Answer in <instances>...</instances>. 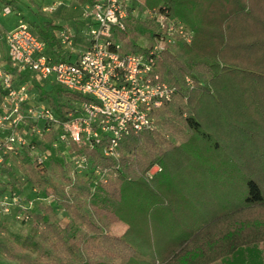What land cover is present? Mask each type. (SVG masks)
<instances>
[{"label":"trees","instance_id":"16d2710c","mask_svg":"<svg viewBox=\"0 0 264 264\" xmlns=\"http://www.w3.org/2000/svg\"><path fill=\"white\" fill-rule=\"evenodd\" d=\"M14 1L1 0L7 6ZM71 1L82 6L93 0ZM142 3L145 9L167 8L173 19L192 32L189 43L171 46L156 62L155 72L175 89L172 98L153 112V129L121 141L116 159L104 157L98 145L79 150L91 165L106 171L105 181L91 171L77 173L54 149L43 171L24 157L28 197L35 186L43 195L50 191L53 200L35 202L30 221L20 224L26 228L24 233L10 236L0 221L3 264H128L134 254L148 256L147 264H216L232 260L246 249L264 253V190L249 177L239 205L208 218L201 213L186 219L187 224L197 221V228L181 234L166 249L149 239L148 255L134 247L136 239L144 240L148 234L146 220L151 221L153 212L164 204L156 202L162 197L148 184H161L156 176L148 177L154 165L161 173L173 171L191 155L195 172L203 173V163L234 148V135L264 137V0H133L132 7L142 10ZM40 7L37 17L44 18L31 26L61 58L53 33L58 25ZM125 26V31L112 30L114 39L124 51L141 53L135 42L149 35L152 29L141 31L153 28L151 22L141 15L129 16ZM185 77L192 80L193 87L186 86ZM33 85L39 100L61 119L73 109L72 100L83 99L60 86L36 81ZM191 139L199 148L195 142L188 145ZM201 149H207L210 158L202 159ZM52 168L57 170L54 177ZM215 169L209 171L219 174ZM197 178L196 182L203 179ZM8 179L13 189L22 188L12 176ZM177 197L171 200L172 210L166 212L172 216L170 223L182 225L179 217L186 214L177 216L181 209L174 210L173 204L187 199ZM112 221L125 224V230L119 235L111 233Z\"/></svg>","mask_w":264,"mask_h":264},{"label":"built area","instance_id":"2783aa9c","mask_svg":"<svg viewBox=\"0 0 264 264\" xmlns=\"http://www.w3.org/2000/svg\"><path fill=\"white\" fill-rule=\"evenodd\" d=\"M132 1L93 0L82 5L81 24L56 30L61 58L47 51L22 16L4 33L5 50L0 47V221L9 217L26 225L35 202L53 200L50 191L43 195L35 186L28 197L27 178L21 171L24 157L43 171L54 149L77 173L91 171L105 181L106 171L91 165L79 150L98 145L104 157L116 159L121 141L153 129V112L172 98L175 89L155 72L156 62L171 46L189 43L192 32L173 19L167 8L140 10L132 7ZM61 4L55 0L40 10L51 14ZM8 12V8L3 11ZM140 15L153 28L139 38L143 40L141 53L124 51L112 29L125 31L126 19ZM76 39L82 40V48L76 47ZM33 81L60 86L83 99L72 100L73 109L61 119L39 100ZM185 84L193 87L189 77ZM9 175L22 188L10 187Z\"/></svg>","mask_w":264,"mask_h":264},{"label":"rangeland","instance_id":"374dc122","mask_svg":"<svg viewBox=\"0 0 264 264\" xmlns=\"http://www.w3.org/2000/svg\"><path fill=\"white\" fill-rule=\"evenodd\" d=\"M27 1L30 4V6H29L30 12L27 13L23 19L31 25V23L35 22V16L38 15L37 12L39 10L40 5L41 4H50L54 0H27ZM142 7L146 8L144 3H142ZM158 7L159 6L154 7V8H158ZM24 10H26V12L29 11L28 9H24ZM70 15H72V13H69V16ZM43 18L44 17L40 16V18L37 19L38 22L40 21V19L43 20ZM3 20L5 22V19H3ZM12 20L13 19H10L8 22H12ZM64 20L67 21L68 18H64ZM151 29L152 28H150V29L145 28L141 32H148V30H151ZM112 30H114V28ZM142 44H143V40H141V39H138L135 42V45L139 49H140ZM70 61L74 62L75 56L70 58ZM234 136H235L234 148L233 149L228 148V150L226 149V150H224V152L222 154H220V155L224 154L225 161L228 163V174H229L228 177L232 178V180L230 179V182H228V179H226V185L227 184L230 186L232 185V187L234 186V189H235V194L233 196V199L231 198L230 200H228L227 195H229V194L227 193L228 189L226 188V190H225L226 194L224 195L223 199H220L221 201H224L221 204V212L226 211L230 206H236V205L240 204L241 200L244 198V196L246 194L245 182L248 179V177L252 178L254 180H257L260 184H262V187L264 190V137H261V138L252 137V138H250L249 136H244V137H239L237 135H234ZM193 138L194 137H192V139ZM192 139L188 140V142H189L188 145L195 142L194 140L192 141ZM195 144L199 148L200 144H198L197 142H195ZM202 149L200 151L201 154L199 153L200 156L202 157V159L210 158V152L209 151L207 152V149H204V150H202ZM232 151L236 153V155H237L236 157ZM238 152H239V154L240 153L241 154L239 155ZM184 156H185V154H183V157ZM189 160H190L189 157H187L186 159L184 158L183 159L184 162L179 164V166L175 167V169L173 171L167 170L166 172H162V173L160 172L155 177V180L157 179V180L161 181L160 185L157 186L155 181L148 182V184L150 185L151 188H153V185L155 186L156 191H154V192L156 194L159 191V196L162 197L164 200L166 199V201H164V204H168V199H170L169 195H167V192L172 193L171 197H174L177 195L178 196L177 198H179V199L184 198V196L188 197V195H186L185 193H188V192L194 193V192H192L191 189L188 190V187H191L194 185V183L192 182V179L190 177H187V164L186 163L189 162ZM55 168H52L53 172H50L53 177L56 176V174H57V170ZM24 169H25V167L21 168V171L23 173H25ZM209 169H210V167H206L202 174L201 173L200 174L195 173V176H198V177L202 176V178H203L201 180V182L203 184H201V182H199L201 184V187L203 190L201 192L200 198H196L195 202L192 203L193 207L195 205H197L195 207V209H193L192 212L187 213L190 211V208H189V203H187L186 201H181L180 203L173 204L174 210L181 209L180 210L181 212L177 216H181V215H184L187 213L185 217H179V218H182L181 220H183L182 225H185L184 231L182 232L181 230H179L178 227H179L180 223H178L176 221H174L173 223L171 221V223H170L169 219L172 216L170 215V213L166 212L165 207L159 208L160 209L159 212L155 216L151 217V221L148 218V220H146V222L144 223L146 229H148V231H146V232H148V234L150 233V231H153V230L155 233L152 232L150 235L147 234L144 240L136 239L134 241V247L136 250H138L137 251L138 253L146 252V255H148L149 252H151L148 239L150 241H154L156 247H158L160 249H162V248L166 249V247L170 246L171 243L173 242V240L177 239L181 234H183L187 231H191V230L193 231L195 228H197V226H198L196 223L197 221H194V223H193V220H191V222L189 224H187L186 219L195 218L196 214H194V211L198 212V213L199 212L203 213L202 212L203 209L205 207H206V209H208V207H209V205H207L209 203V200H206V198L208 196L204 195V193L207 192L206 189H204V182H205L204 178H207V176L210 174L211 171H209ZM215 171H218V169H215ZM224 182L221 185L222 187L224 186L223 185ZM199 183H195L197 188L200 186ZM198 193H200V192L198 191ZM196 196H199V195L196 194ZM222 196H223V194H222ZM229 196H231V195H229ZM176 201L179 202L177 199H176ZM196 202H197V204H196ZM213 202H215V200L214 201L212 200V203ZM170 210H172V209H169L168 211L170 212ZM214 212H216V211H214ZM203 216H205V215H203ZM202 220H204V219H202ZM158 221H161L162 224H165V226L162 225V227H158L161 229V231H159V232L157 230H155V224L160 225ZM3 224L7 230L8 235H10V236H12L14 234H18V233H24L26 231V228L24 226L20 225L19 223L12 221V219H10L9 217H6L3 219ZM172 225H175V226H172ZM110 231L112 232V230H110ZM259 250L260 249L243 250L235 257V259L230 260L228 264H230L231 262L237 261L239 258L241 259L244 256H247V257L248 256H255L257 259V257H258L257 251H259ZM149 261H150V259L148 258V256H145V255L141 256L140 254H134V256H132V258H130L128 264H147ZM4 262H6V260L4 258V255L0 251V264H3Z\"/></svg>","mask_w":264,"mask_h":264},{"label":"crops","instance_id":"0c3cea01","mask_svg":"<svg viewBox=\"0 0 264 264\" xmlns=\"http://www.w3.org/2000/svg\"><path fill=\"white\" fill-rule=\"evenodd\" d=\"M60 1L62 2V4L56 9V11L54 13L48 14V15H50L49 17L58 25V27L56 29H54V32H53L54 37H55L56 30L59 29L61 26L69 25L70 27L75 29L76 25H79L82 22V20L80 18V10H81L80 5L74 3V1H71V0H60ZM136 1L137 0H135V2ZM42 5H46V4H41V6ZM29 6H30V4L27 0H15L9 6L4 5L3 2H1V0H0V47L2 49L5 50L4 33L7 30L11 29L16 24L19 16H22L24 18V16H26V14L30 12ZM6 8H8V11H9L7 14L3 13V11H5ZM24 9H28L29 11L26 12V10H24ZM69 13H72V15L69 16ZM64 18H68V20L65 21ZM3 19H5V22ZM10 19H13L12 22H8ZM37 19H38V17L35 16V22H38ZM33 30L35 31L34 28H33ZM35 33H36V31H35ZM38 37H39V35H38ZM55 40H56V37H55ZM56 42H57V40H56ZM76 47H78V48L83 47L81 39H76ZM47 51L50 54H51V52H52V54H54V52L51 51V49L48 46H47ZM60 51H61V48H60ZM222 153H223V151L219 152L217 159L203 163L204 168H206V167L217 168V169H219V172H220L219 174H215L214 172L211 171L210 174L207 176V178H204V181H205L204 182V189H206V191H207L206 193H204V195L208 196L206 198V200H209V203L208 204L206 203V204L209 205V207H208V209H206V207H205L202 211L203 212L202 214L203 215L207 214V217H211L214 214L221 212V204L224 201H221L220 199H223L224 195L226 194V191H225L226 188L227 189L229 188L228 189L229 191L227 190V193L229 195H231V196L227 195L228 200H230L231 198L233 199V196L235 194L234 186L232 187V185L231 186L228 184L226 185V179H228V182H230V179L232 180V178L228 177L229 176V174H228V163L225 161L224 154L220 155ZM188 157L190 160H189V162L186 163L187 164V177H190L192 179V182L194 183L193 186L188 187V190L191 189L192 192H194V193H190V192L186 193V195H188V197L186 196V199L188 200L187 203H189V208H190V211L187 213H190L197 206V205H195L193 207L192 203L195 202L196 198H200L201 192L203 190L201 187V184H203V183L200 184L199 181L196 182L195 158L191 155H189ZM199 171L200 170H198V172ZM159 172L160 171L158 170V166L154 165L149 170V173L151 175H149V173H148V177H155L159 174ZM198 172H197V174H200V173L202 174V172H200V173H198ZM223 182H224V184H223L224 186L222 187L221 185ZM195 183H199L200 186L197 188ZM198 191L200 193H198ZM171 194L172 193L167 192V195H169V197H170V199H168L169 204H161V206H159V208L165 207L166 209L167 208L170 209L169 207H171V205H172L171 200L173 199V197H171ZM196 194L199 196H196ZM222 194H223V196H222ZM155 196L158 197L157 195H155ZM212 200L213 201L215 200V202L212 203ZM164 201H166V199L164 200L163 198L162 199L158 198L156 202L158 203V202H164ZM196 204H197V202H196ZM214 211H216V212H214ZM158 212H153V216H155ZM195 214L199 215L201 213L196 212ZM158 222L161 226L158 224H155V230H157L159 232V231H161V229L158 227H162V223H161V221H158ZM125 227H126L125 224H123L121 222L112 221L111 225L109 226V231L112 230V232L110 231L111 233H113L115 235H119L125 230ZM178 228L182 232L184 231V225H179ZM260 253H262L261 250H259V252L257 251V254H258L257 259L255 256H248V257L244 256L241 259L239 258L237 261L231 262L230 264H264V253L263 254H260ZM229 261L230 260L225 261L223 263L219 262L216 264H228Z\"/></svg>","mask_w":264,"mask_h":264}]
</instances>
